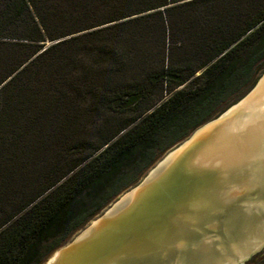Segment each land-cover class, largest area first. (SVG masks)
Here are the masks:
<instances>
[{"label":"trees","instance_id":"obj_1","mask_svg":"<svg viewBox=\"0 0 264 264\" xmlns=\"http://www.w3.org/2000/svg\"><path fill=\"white\" fill-rule=\"evenodd\" d=\"M263 73L264 0H0V264H43Z\"/></svg>","mask_w":264,"mask_h":264},{"label":"water","instance_id":"obj_2","mask_svg":"<svg viewBox=\"0 0 264 264\" xmlns=\"http://www.w3.org/2000/svg\"><path fill=\"white\" fill-rule=\"evenodd\" d=\"M264 73L43 264H246L264 247Z\"/></svg>","mask_w":264,"mask_h":264},{"label":"rangeland","instance_id":"obj_3","mask_svg":"<svg viewBox=\"0 0 264 264\" xmlns=\"http://www.w3.org/2000/svg\"><path fill=\"white\" fill-rule=\"evenodd\" d=\"M168 151H169V150H168ZM168 151L165 152V153H164V154H163V155H162V156H161V157H160V158H159V159H158V160L152 165L151 168H149V170L146 172V174L143 176V178L147 175V173H148L153 167H155V166L158 164V162L163 158V156H165V155L168 153ZM170 151H171V150H170ZM143 178H142V179H143ZM121 197H122V195H121L119 198H117L116 201L119 200ZM109 205H110V204H109ZM110 206H111V205H110ZM110 206H108L107 208H109ZM85 227H86V226H85ZM85 227H84V228H85ZM84 228H83V229H84ZM83 229H81L80 231H78L74 236L80 234L81 231H82ZM74 236H73V237H74ZM73 237H72V238H73ZM246 264H247V263H246Z\"/></svg>","mask_w":264,"mask_h":264},{"label":"crops","instance_id":"obj_4","mask_svg":"<svg viewBox=\"0 0 264 264\" xmlns=\"http://www.w3.org/2000/svg\"><path fill=\"white\" fill-rule=\"evenodd\" d=\"M261 89H259L260 91H258V93L260 92V94H261V91L263 90L262 88H264V87H260Z\"/></svg>","mask_w":264,"mask_h":264},{"label":"bare ground","instance_id":"obj_5","mask_svg":"<svg viewBox=\"0 0 264 264\" xmlns=\"http://www.w3.org/2000/svg\"><path fill=\"white\" fill-rule=\"evenodd\" d=\"M261 89V88H260ZM260 91V90H259ZM262 92V91H261Z\"/></svg>","mask_w":264,"mask_h":264}]
</instances>
